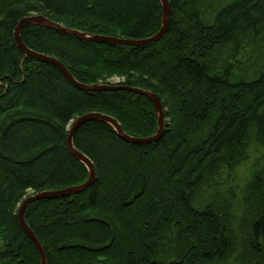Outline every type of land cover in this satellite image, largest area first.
<instances>
[{
	"label": "trees",
	"instance_id": "1",
	"mask_svg": "<svg viewBox=\"0 0 264 264\" xmlns=\"http://www.w3.org/2000/svg\"><path fill=\"white\" fill-rule=\"evenodd\" d=\"M167 1L165 34L138 47L33 24L20 30L24 47L58 61L76 82L149 91L164 113L160 137L144 145L98 119L76 129L72 144L91 161L92 184L23 212L46 264H228L233 256L264 264V0ZM33 15L127 40L162 26L159 0H0V264H40L18 222L23 199L87 180L66 146L73 120L109 116L138 139L158 129L145 96L80 90L54 65L26 57L14 30ZM259 153L236 202L234 172Z\"/></svg>",
	"mask_w": 264,
	"mask_h": 264
},
{
	"label": "water",
	"instance_id": "2",
	"mask_svg": "<svg viewBox=\"0 0 264 264\" xmlns=\"http://www.w3.org/2000/svg\"><path fill=\"white\" fill-rule=\"evenodd\" d=\"M161 4V9H162V26L161 29L152 37L142 39V40H127V39H119L115 37H107V36H94V35H88L83 32H79L76 30L72 29H67L63 26H61L58 23L52 22L49 19H47L44 16L41 15H33L30 17L23 18L17 25V27L14 30V40L18 48L24 53V55L27 57L34 58L39 61L47 62L52 65H54L75 87H77L80 90L84 91H101V90H121V91H128L132 93H136L139 95H143L149 100L152 101L154 108L157 113L158 117V130L157 132L148 138H132L127 135H125L119 125V123L114 120L113 118L109 116H105L102 114H86L83 116L78 117L75 119L67 133L66 137V146L72 156H74L76 159H78L81 163L85 165V167L88 170V178L87 180L72 188H67L64 190H58V191H48V192H40L37 193L33 196H29L21 202L19 208H18V213H17V218L18 222L20 224L21 229L24 231V233L28 236V238L32 241L34 244L35 248L38 251L39 258H40V264H46V259H45V254L40 246V243L34 236V234L30 231V229L26 226L23 220V212L25 207L37 200L41 199H47V198H55V197H66V196H71L75 195L78 193L83 192L88 186H90L94 180V168L91 163V161L82 153L78 152L77 150L74 149L73 144H72V139L74 136V133L76 129L84 122L91 120V119H98L101 121H104L108 123L112 128L116 131L117 135L122 138L123 140L133 143V144H149L152 142H155L158 140L162 133V121H163V112H162V106L159 101V99L152 94L149 91L140 89V88H134V87H128V86H123V85H111V86H100V85H84L76 82L72 76L68 73V71L55 59L40 55L38 53L32 52L26 47L23 46V44L20 41L19 33L21 28L26 25V24H33V25H38V26H43L48 29H52L54 31H57L61 34L65 35H70L73 36L79 40H84V41H90V42H96V43H101V44H109V45H119V46H127V47H138V46H143L146 44H150L153 42L158 41L166 32L167 27H168V21H169V14H170V9H169V4L167 0H159Z\"/></svg>",
	"mask_w": 264,
	"mask_h": 264
},
{
	"label": "rangeland",
	"instance_id": "3",
	"mask_svg": "<svg viewBox=\"0 0 264 264\" xmlns=\"http://www.w3.org/2000/svg\"><path fill=\"white\" fill-rule=\"evenodd\" d=\"M109 10V9H108ZM120 81L119 78L117 77H114L110 80L111 83H118ZM162 112H163V109H162ZM77 119V118H76ZM157 120H158V117H157ZM74 121V120H73ZM72 121V122H73ZM71 122V124H72ZM163 122H164V113H163V121H162V127H163ZM71 126V125H70ZM69 129V128H68ZM158 130V129H157ZM262 154H264V152H262ZM261 153L259 154H255V155H252L250 157L249 160H247L246 162H244L243 164H241L237 169L236 171L234 172V180L232 182V185L233 187L236 188V198H235V201L236 202H239L238 199H240V196H241V192L243 190V188L245 187V185L249 182L250 178H251V173H252V165L255 163V160L260 157ZM250 218L248 216L247 219H243L242 220V230H244L246 228V232L243 231L246 236V242L248 240L249 242V239H250V236L247 234L248 233V225L250 224ZM235 222H233V225H232V228L234 229V231H238L239 232V224H241V221L239 219H235L234 220ZM238 225V226H237ZM244 228V229H243ZM239 234H237L238 236ZM249 237V238H248ZM237 244V243H236ZM228 264H237L235 261H234V256L229 260V263Z\"/></svg>",
	"mask_w": 264,
	"mask_h": 264
}]
</instances>
